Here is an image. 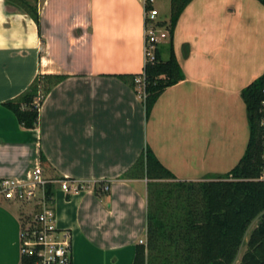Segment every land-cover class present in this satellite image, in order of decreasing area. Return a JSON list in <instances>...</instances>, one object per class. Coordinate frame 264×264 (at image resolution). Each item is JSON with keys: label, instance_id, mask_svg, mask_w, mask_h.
<instances>
[{"label": "crops", "instance_id": "crops-1", "mask_svg": "<svg viewBox=\"0 0 264 264\" xmlns=\"http://www.w3.org/2000/svg\"><path fill=\"white\" fill-rule=\"evenodd\" d=\"M38 5L39 24L0 0V179L30 181L43 153L56 225L72 234L73 264H133L147 241L148 180L123 176L147 146L179 181L227 174L243 158L250 125L241 92L264 74V6L193 0L174 35L185 79L163 92L148 117L140 85L119 77L144 72L145 0ZM163 7L171 9V0ZM157 10L158 22L170 21ZM168 41L160 44L163 59ZM40 75L66 78L29 130L3 103ZM61 179L84 188L65 191ZM28 212L0 201V264H22Z\"/></svg>", "mask_w": 264, "mask_h": 264}, {"label": "trees", "instance_id": "trees-1", "mask_svg": "<svg viewBox=\"0 0 264 264\" xmlns=\"http://www.w3.org/2000/svg\"><path fill=\"white\" fill-rule=\"evenodd\" d=\"M192 1L171 0L170 21L157 23V27L169 33V58L163 59L159 44L154 60H146L143 74L119 76L134 88L139 85L137 80L144 78L141 97L148 117L163 92L185 79L175 54L174 35L180 16ZM258 1L264 6V0ZM5 2L40 23L39 0ZM65 78L40 75L18 98L3 105L14 113L23 128L36 129L46 96ZM241 96L247 108L250 139L243 158L229 173L199 182L179 181L147 146L124 174L126 179L148 180L147 241L137 245L133 264H234L257 219L240 264H264V181L260 179L264 168L260 127L264 74L244 88ZM41 167L50 168L43 153ZM45 189L48 201L54 204V183H48ZM34 261L23 256L22 264Z\"/></svg>", "mask_w": 264, "mask_h": 264}, {"label": "built area", "instance_id": "built-area-1", "mask_svg": "<svg viewBox=\"0 0 264 264\" xmlns=\"http://www.w3.org/2000/svg\"><path fill=\"white\" fill-rule=\"evenodd\" d=\"M157 0H145L146 28V59L153 61L155 51L159 44L169 39L166 29L157 27L159 12L155 7ZM149 8H148V7ZM137 83L142 88L144 78H139ZM143 94V90H142ZM260 127L264 140V100L261 104ZM262 156L264 159V142ZM264 181V168L261 175ZM54 183L53 180L43 176L42 168L37 169L32 179L21 182L15 179H0V201L8 200L16 203L36 204V214L27 222H23L22 229V253L23 256L34 258V264H73L72 234L62 231L56 225V212L54 204L48 201L46 185ZM61 188L71 191V186L76 184L74 190L84 188L78 182L68 180L59 181ZM72 183V184H71ZM108 189V186L106 187ZM146 242L141 241V244Z\"/></svg>", "mask_w": 264, "mask_h": 264}, {"label": "rangeland", "instance_id": "rangeland-1", "mask_svg": "<svg viewBox=\"0 0 264 264\" xmlns=\"http://www.w3.org/2000/svg\"><path fill=\"white\" fill-rule=\"evenodd\" d=\"M33 1V0H32ZM166 3H168V0H157L156 3H155V6L157 7V9L159 8L161 10V14L163 15V17L165 18H170L171 17V9H169L168 7H163V5ZM168 49L165 48L164 49V60H167V57H168ZM21 206L25 209V208H28L29 212L28 214H24L25 215V218H24V221H28V220H31L35 214H36V209H38V207L36 208V204L34 203H27V202H23V203H20ZM259 220H255L251 227L249 228L247 234H246V237H245V243L244 245L241 247L240 251H239V254H238V257L236 259V261L234 262V264H240L241 262V259L243 257V255L245 254L246 250H247V242L249 240V237H250V234L251 232L253 231V229L257 226Z\"/></svg>", "mask_w": 264, "mask_h": 264}]
</instances>
